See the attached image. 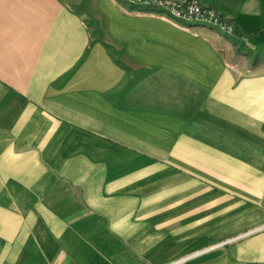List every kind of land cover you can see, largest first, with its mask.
I'll return each mask as SVG.
<instances>
[{"label":"crops","instance_id":"0c3cea01","mask_svg":"<svg viewBox=\"0 0 264 264\" xmlns=\"http://www.w3.org/2000/svg\"><path fill=\"white\" fill-rule=\"evenodd\" d=\"M91 1L0 0V264H264V0ZM224 191L255 212L212 234Z\"/></svg>","mask_w":264,"mask_h":264},{"label":"rangeland","instance_id":"374dc122","mask_svg":"<svg viewBox=\"0 0 264 264\" xmlns=\"http://www.w3.org/2000/svg\"><path fill=\"white\" fill-rule=\"evenodd\" d=\"M70 1L75 5H79L81 8H84L85 5L89 6L93 2L91 0H70ZM116 1L124 7L132 6L133 8H137L140 10L155 11L168 17L166 14L158 10V8H153L147 4L132 5L127 3V0H116ZM204 5H208V4H204ZM225 19L231 22L229 19L227 18ZM91 21L92 24H94V18H91ZM243 196L244 194L242 193H234L228 191L205 192L203 194V199H202L204 203L205 230H208L212 234H216V233L222 234L225 231L242 226L244 219L250 213L255 212L254 209L249 210V209H244L242 207Z\"/></svg>","mask_w":264,"mask_h":264},{"label":"built area","instance_id":"2783aa9c","mask_svg":"<svg viewBox=\"0 0 264 264\" xmlns=\"http://www.w3.org/2000/svg\"><path fill=\"white\" fill-rule=\"evenodd\" d=\"M127 3L132 5L147 4L153 8H158V10L166 14L168 17L179 20L183 24L208 25L217 29L221 33L234 32V25L226 20L216 8L210 5H204L199 0H127ZM262 228H264V224L258 226L256 229ZM242 235L244 234L211 244L205 248L196 250L185 257L163 264H174L193 255H197L222 244L229 243Z\"/></svg>","mask_w":264,"mask_h":264}]
</instances>
